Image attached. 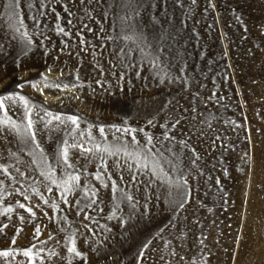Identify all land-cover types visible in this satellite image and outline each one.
I'll list each match as a JSON object with an SVG mask.
<instances>
[{
  "label": "rangeland",
  "instance_id": "obj_1",
  "mask_svg": "<svg viewBox=\"0 0 264 264\" xmlns=\"http://www.w3.org/2000/svg\"><path fill=\"white\" fill-rule=\"evenodd\" d=\"M136 3L137 13L122 21L130 14L125 0H19L12 25L9 0H0V96L28 99L35 127H41L39 117L47 109L80 117L81 128L100 140L97 125L144 128L135 134L144 143L145 133L159 136L161 124L181 119L169 132L175 140L164 141L172 148L164 155L178 165L174 171L161 162L171 184L137 171L135 165L131 171L116 168V158L110 157L104 181L108 186L101 187L91 175L99 164L95 160L87 163L89 175H82L80 184L87 181L97 189V205L84 211L76 206L83 192L70 194L65 205L62 190L40 175L33 156L19 150L15 133L0 124V165L8 168L7 175L0 171V250L15 256L0 258V264H29L21 250L32 244L37 246L34 252L41 250L32 264H264V0ZM57 23L69 29L68 36L57 33ZM131 26L148 45L145 52L159 56V67L171 81L123 39ZM97 61L106 70L103 76L94 67ZM121 74L123 80L118 79ZM97 80L105 81L103 87ZM5 111L19 122L25 110L22 103L9 100L0 120ZM150 119L155 127L148 125ZM62 138L63 132L37 134L46 163L57 176L62 161L54 154ZM107 138L113 139L111 132ZM70 154L78 166L86 163L79 149ZM109 174L118 185L115 193ZM177 181H187L186 197L180 196L185 189L177 188ZM40 195L56 200L60 208L54 212ZM184 198L188 202L180 209ZM17 202L31 207L35 218ZM9 207L11 213L5 212ZM85 212L95 220H85ZM37 225L40 235L35 238ZM70 233H75L83 258L67 252Z\"/></svg>",
  "mask_w": 264,
  "mask_h": 264
},
{
  "label": "snow or ice",
  "instance_id": "obj_2",
  "mask_svg": "<svg viewBox=\"0 0 264 264\" xmlns=\"http://www.w3.org/2000/svg\"><path fill=\"white\" fill-rule=\"evenodd\" d=\"M41 4L44 3V0H40ZM55 2V0H52ZM81 4L85 3V0H80ZM91 2V0H89ZM195 3V0H193ZM19 4V0H9V13L7 14L9 23L15 25L16 21L15 18L19 15L16 11V7ZM125 7H128L130 10V14L128 16L121 17L122 21H126L131 18L132 15H135L138 10V5L136 0H125ZM43 14V13H39ZM60 17L57 16V20ZM68 25H72L73 21L68 20ZM56 31L58 34H62L64 36L69 35V29L61 26V24H56ZM85 28L88 26L85 25ZM132 30L130 34H126L123 39L125 41H130L136 45V48L140 50V52L144 55L145 59H148L150 63L153 64L154 67L158 68L161 73L168 76L169 80L171 81L173 77L170 74L164 72V69L160 68L161 60L158 55H153L151 53L145 52V49L148 45L143 43V38L141 35L137 34V31L134 26H131ZM19 29L17 28V31ZM91 31L90 28H88ZM26 35V34H25ZM77 35H80V31H77ZM86 41L81 37L80 44H85ZM81 51H86V48H81ZM123 52V50H121ZM133 51V49H129V52ZM93 56L96 55L95 52L92 53ZM94 67H98L100 70V75L103 76L105 74V69L102 65H100L99 61H97V65ZM115 74V73H113ZM164 75H162L161 82H163ZM119 80L124 79V75L121 74L118 77ZM97 86L103 87L105 81L97 80ZM131 90V89H129ZM12 101L13 103L19 102L22 103L24 106V115L21 117L20 121L17 122L14 119L9 118L7 111H5L3 120H0V124H6L8 126L7 131L14 132L15 138L19 139L20 144V151H27L29 154L33 156V164H38L40 166V175L43 176L47 181H49L50 185H54L56 188L61 189L62 191L59 192V195L65 205H69V195L74 192H83V197L81 199L76 200V206H81L79 211H84L85 208L91 209L93 205H97L98 199V192L95 187H93L90 183L85 181L82 185L80 184L81 176L87 177L89 173L87 172V163H91L95 160H99V164L97 165V171L92 175V179L101 182V187H107L108 185L104 183L105 181V173L109 172V168L107 166V158L115 157L116 159L113 161L116 168H127L129 171L132 170L133 165H135L137 171H147L150 172L151 175L158 179L162 184L168 183L171 184L172 182L167 179V173L165 172L164 168L162 167V161L165 164H169L172 166L173 170H178V165L173 162L172 159L166 157L164 155L165 152H172L171 147H166L164 145V141H171L175 140V136L169 135V132L172 129H175L177 125L181 124V119L177 118L174 122L166 121L165 123L160 125V128L164 131L159 135H153L145 133V141L141 143L136 133L144 132V128H134L130 126H117V125H97L100 137H103V140L98 139L96 136L92 134L90 130L86 131L85 129L81 128V120L80 117L75 115L70 116H62L60 114H54L50 110L45 109L43 115L39 117V121L42 122L41 127H35L34 121V112H33V105H30L29 100L26 99L22 95H6L0 96V110L5 109V101ZM167 107V105H165ZM187 110V109H186ZM195 109L193 108V111ZM148 125L155 127V121L153 119L148 120ZM125 125H127V121H125ZM92 126H89L91 128ZM41 131L49 132V133H64V138L61 139L60 143L57 145V152L54 154V159L57 160L59 163L62 161L61 164V175H56V169L54 166H50L46 163L47 156L43 152L41 148V144L37 142V134ZM108 132L112 133L113 139L111 141L108 140L107 134ZM119 133L120 135H116ZM131 136V140H127L126 137ZM181 145H185L184 140L178 141ZM157 144L160 145L157 148ZM90 145V146H89ZM72 149H79L80 153L83 155L86 163L83 166H78L77 163H74L71 159L70 150ZM153 149H156L153 152ZM15 155V153H12ZM38 156V159H37ZM124 157V162L121 163V157ZM199 157H197L198 159ZM179 160V156L176 157ZM81 168H83V172H81ZM0 171H2L5 175L8 174V168L3 167L0 165ZM20 172L19 169H17ZM21 176H24L23 172H20ZM108 180H112L111 190L113 193L117 192L118 185L115 180H113L112 176L109 174L107 176ZM121 179H123V175L121 174ZM132 181L137 179V175L133 172ZM177 188L185 189L180 193V196L186 197L188 195L187 192V181H184L181 184L179 181L176 182L175 185ZM3 191L2 185H0V192ZM33 193L39 195L36 187L32 189ZM46 191L49 193L53 192L52 186H46ZM127 195V194H126ZM24 199L28 200L29 196L27 194L24 195ZM128 200H132V196L127 195ZM40 200L45 204L49 205L53 211L55 212L60 208V205L57 203L56 200H46L42 195H40ZM188 202L186 198L182 199V202L179 203L178 207L180 209L184 208V205ZM17 206L21 209H24L26 212L30 214L33 218H35V212H33L31 207H27L23 203L17 202ZM38 206V205H34ZM135 206V205H133ZM5 212L11 213L12 208L4 209ZM78 211V215H79ZM115 217V213L109 217L112 219ZM23 217L21 220L23 221ZM61 219H65L61 217ZM85 220H95L94 217H90L87 212L84 213ZM4 228L8 227V225H4ZM87 227V225H85ZM103 227V226H102ZM91 231V229H89ZM0 231H3V228H0ZM22 231V229L17 230V234ZM110 231V229H109ZM163 231V229H161ZM40 235V226L37 225L34 231V237L38 238ZM69 238L66 243H70L71 246L67 247V252L72 257H82V253L78 250L76 246V241L73 237H75V233L68 234ZM49 239H52V236H49ZM16 239H12V244L15 245ZM43 243V242H41ZM148 243H151L149 241ZM167 246V242L165 244ZM37 246L32 244L26 249L21 250L22 255L28 259L29 264H32L34 258L39 257L40 251H33L34 248ZM148 244L144 245V248H147ZM55 255L54 252L51 253ZM143 251L140 253V256L143 257ZM12 257L15 259L13 255V251L11 250H0V258L7 259ZM183 259V257H181Z\"/></svg>",
  "mask_w": 264,
  "mask_h": 264
},
{
  "label": "bare ground",
  "instance_id": "obj_3",
  "mask_svg": "<svg viewBox=\"0 0 264 264\" xmlns=\"http://www.w3.org/2000/svg\"><path fill=\"white\" fill-rule=\"evenodd\" d=\"M40 92H41V90H40ZM263 243H264V238H263ZM264 255V251H262V253H261V255L260 256H263ZM261 258H263L264 259V256L263 257H261Z\"/></svg>",
  "mask_w": 264,
  "mask_h": 264
}]
</instances>
